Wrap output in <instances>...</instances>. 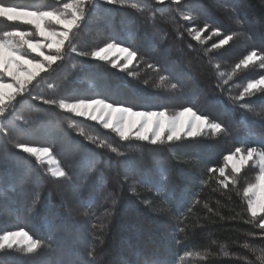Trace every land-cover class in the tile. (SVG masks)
Instances as JSON below:
<instances>
[{"label":"trees","instance_id":"trees-1","mask_svg":"<svg viewBox=\"0 0 264 264\" xmlns=\"http://www.w3.org/2000/svg\"><path fill=\"white\" fill-rule=\"evenodd\" d=\"M0 2L52 5L54 0ZM145 2L152 8L141 13L119 3L95 0L89 18L82 22L77 51L66 49L62 60L37 77L39 85L34 86L33 81L29 86L30 95L26 92L17 97L16 115L28 122L16 120L15 115L0 120V128L6 126L8 132L0 133V230L24 229L46 245L34 254L15 249L0 252V256L11 257V264H86L93 249L97 264H259L243 244L264 247V238L258 235L261 230L237 215L248 218L241 211V197L231 186L224 189L215 179L210 180L218 173H207L206 168L223 166V155L238 142L264 139V116L256 115L261 111L262 94L245 97L255 112L238 106L244 101L230 98L243 91L246 79L264 74L259 61L234 71L235 63L250 51L264 55V0H183L179 7H191V22L181 19L175 11L178 6L167 0L165 6ZM160 7L168 11L161 15L156 10ZM205 23L209 30L198 42L188 28H203ZM8 27L34 31L18 22ZM217 27L222 35L210 36ZM5 28L0 19V31ZM229 33L235 36L228 45L211 49ZM110 40L137 51L138 58L128 71L80 54ZM217 63L219 71L226 73L222 78L214 67ZM171 83L178 88L170 90ZM41 96L65 97L68 102L107 97L109 102L119 101L134 110L172 112L191 105L227 131L219 135L206 132L164 145L120 141L96 121L43 104ZM81 128L86 135H98L119 146L123 155L80 136ZM16 142L51 147L68 177L53 179L47 172L50 166L15 148ZM132 169L137 181L148 183L133 185L132 179H126ZM230 170L228 167L226 172ZM245 172L251 169L242 168L238 187L244 184ZM156 185H163V190L157 192ZM93 202L94 215L84 216L85 205ZM246 232L257 235L247 236Z\"/></svg>","mask_w":264,"mask_h":264},{"label":"snow or ice","instance_id":"snow-or-ice-1","mask_svg":"<svg viewBox=\"0 0 264 264\" xmlns=\"http://www.w3.org/2000/svg\"><path fill=\"white\" fill-rule=\"evenodd\" d=\"M108 4H121V6L131 7L132 9L143 13L152 8L145 0H106ZM155 5H166V0H153ZM168 4L177 5L175 10L177 15L184 21L191 22L194 19L193 11L189 5H182L183 0H167ZM95 6V0H54L52 5L48 4H7L0 2V19H2L6 28L0 31V120H7L9 116L15 115L16 120L23 123L28 121L22 115H16L19 102L18 96H24L27 92L31 94L29 88L36 81L42 72H48L52 65L64 58L66 49L77 51L76 41L82 32V22H85ZM161 15L168 11L167 7L156 9ZM20 23L31 26L34 31L23 30L15 27H8L14 23ZM210 25L205 23L203 28L190 27L189 34L196 41L202 40V33L209 30ZM221 29L212 28L210 36H221ZM235 33L223 35V38L211 45V49H221L234 39ZM38 37V38H35ZM45 49L48 51L45 52ZM81 55L90 56L99 61L109 62L112 68L119 67L121 71H128L133 65V61L138 58L136 50L123 46L116 40H110L103 46L90 51H81ZM39 57L40 59H37ZM217 56L216 60L219 61ZM121 61H124L121 64ZM259 61L260 66L264 67V55L256 50L250 51L234 65V71L242 67L247 69L254 62ZM149 68L154 67L149 64ZM214 67L218 71V77L222 78L225 72L219 71V63ZM135 76L134 72H129ZM7 78V79H6ZM161 80H167L168 77L160 76ZM232 75H228V80ZM224 80L223 83H227ZM244 83V82H241ZM54 87L53 85H50ZM239 86V85H237ZM177 83L170 84V90H176ZM260 92L261 111L256 115L264 116V74L259 78L246 79V86L243 87L238 95L230 97L234 101H244L238 106L250 112H255L253 104L245 101V97H251ZM37 99V97H32ZM45 105L58 106L64 112L72 113L77 117H85L88 120L96 121L104 129H110L120 141H146L151 145H164L166 142L181 141L183 138L199 137L206 132L213 135H219L227 129L219 122L211 120L208 116L199 113L191 105L182 107L181 110L169 112L167 109L161 111L154 110H134L133 106L119 101L109 102L107 97H85L77 98L75 102H68V98H44L39 97ZM15 102V103H14ZM69 127H74L69 124ZM18 131H23L17 126ZM0 133L8 135L5 128H0ZM79 135L85 137L88 141L96 144L101 149H107L116 155H123L119 146H114L106 138L100 136L86 135L83 128L79 130ZM14 147L23 153H27L35 158L37 163L47 164L50 167L47 172L53 179H66L67 171L60 165L49 146H29L23 142H16ZM223 166L208 167L207 173H218L217 176H210L209 179H215L224 189H235L236 194L242 200V213L246 212L247 217L240 215L245 223L260 229V235L264 238V139L252 143L250 141H240L238 146L228 154L223 155ZM251 162V164H250ZM229 165L231 170L227 171ZM244 167L251 169V172L243 174V186L240 184V174ZM132 175L125 174L126 179H132L133 185L137 183H148L147 181H137ZM251 177V178H250ZM165 179L167 176L165 174ZM207 183V181H203ZM163 185H156L157 192L163 190ZM132 191H135L133 186ZM243 205H246L244 207ZM84 216L94 215L91 209L94 202L85 205ZM207 207V205H205ZM191 211V208L188 209ZM211 211V209H209ZM95 227V225H94ZM181 231L184 229L181 228ZM247 236H254L257 233L246 232ZM99 238V237H97ZM46 245L38 238H34L27 230H0V252L4 250L21 251L27 254L37 253ZM243 247L249 249L259 264H264V247L257 248L255 245L245 242ZM223 251V246L222 249ZM187 255H193L187 253ZM197 257L199 253L195 254ZM228 255V252H224ZM91 259L86 260V264H97L95 250L88 252ZM247 259V257H240ZM184 258L181 257V260ZM0 264H11V257L7 255L0 256ZM148 264H153L149 261ZM248 264H255V261H248Z\"/></svg>","mask_w":264,"mask_h":264},{"label":"rangeland","instance_id":"rangeland-1","mask_svg":"<svg viewBox=\"0 0 264 264\" xmlns=\"http://www.w3.org/2000/svg\"><path fill=\"white\" fill-rule=\"evenodd\" d=\"M229 168H231V165H229Z\"/></svg>","mask_w":264,"mask_h":264}]
</instances>
